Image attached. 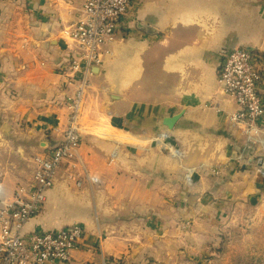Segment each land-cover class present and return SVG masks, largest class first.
Here are the masks:
<instances>
[{"label": "crops", "instance_id": "crops-1", "mask_svg": "<svg viewBox=\"0 0 264 264\" xmlns=\"http://www.w3.org/2000/svg\"><path fill=\"white\" fill-rule=\"evenodd\" d=\"M84 2L0 0V211L33 180L36 157L65 139L78 84L62 30ZM233 49L264 58V0H133L94 74L75 158L27 232L80 224L70 264H211L228 206L264 205V180L246 165L264 150V119L254 145L240 141L229 125L238 106L219 81ZM259 92L264 99V78ZM183 221L192 224L185 240Z\"/></svg>", "mask_w": 264, "mask_h": 264}, {"label": "built area", "instance_id": "built-area-1", "mask_svg": "<svg viewBox=\"0 0 264 264\" xmlns=\"http://www.w3.org/2000/svg\"><path fill=\"white\" fill-rule=\"evenodd\" d=\"M132 3L133 0H85L78 15L62 30L73 47L69 78L78 84V91L66 108L64 141L48 155L36 157L38 168L33 180L17 190L11 206L0 211V264H70L73 251L83 244L85 230L80 224L57 233H28L26 229L44 209L57 172L75 158L83 137L81 120L92 89L93 71L104 67L109 55L104 50L116 42L119 24ZM263 78L264 58L244 49L228 52L219 73L224 93L238 106L237 112L229 116V125L246 145H254L261 133L264 99L259 87ZM261 143L264 146V139ZM256 153L260 156L249 158L246 165L256 164L264 175V150L257 149Z\"/></svg>", "mask_w": 264, "mask_h": 264}, {"label": "rangeland", "instance_id": "rangeland-1", "mask_svg": "<svg viewBox=\"0 0 264 264\" xmlns=\"http://www.w3.org/2000/svg\"><path fill=\"white\" fill-rule=\"evenodd\" d=\"M126 17L119 24L118 34ZM110 46H107L104 51H107ZM171 154L172 158L177 157L175 153L172 152ZM251 168L248 169L249 176L253 177L257 173L259 178L264 180V175L259 173L256 164L251 166ZM179 172L183 175L184 182H186V179H191V170L181 169ZM13 192L12 195L14 194ZM227 211L228 222L224 227L226 235L219 245L222 249L218 251L220 255H216L215 260L211 264H241L244 261L251 264H264V205L251 206V204L233 203L228 206ZM177 232L179 239L185 240L192 232L191 222H181Z\"/></svg>", "mask_w": 264, "mask_h": 264}, {"label": "water", "instance_id": "water-1", "mask_svg": "<svg viewBox=\"0 0 264 264\" xmlns=\"http://www.w3.org/2000/svg\"><path fill=\"white\" fill-rule=\"evenodd\" d=\"M144 29H146L148 32H149V28L144 26ZM94 74L95 75H98L99 74V70L98 69H94ZM177 119L178 118H172V119H168L164 122V126L167 127L169 130H173L176 122H177ZM4 133H7L8 132V127L7 126H4Z\"/></svg>", "mask_w": 264, "mask_h": 264}, {"label": "trees", "instance_id": "trees-1", "mask_svg": "<svg viewBox=\"0 0 264 264\" xmlns=\"http://www.w3.org/2000/svg\"><path fill=\"white\" fill-rule=\"evenodd\" d=\"M241 264H251V263H250V262H246V263H245V261H244V262H243V263H241Z\"/></svg>", "mask_w": 264, "mask_h": 264}]
</instances>
